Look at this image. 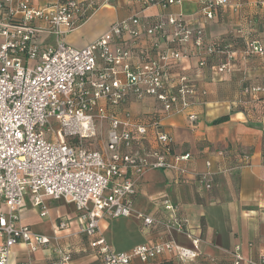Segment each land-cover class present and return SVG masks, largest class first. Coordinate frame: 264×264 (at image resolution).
Returning <instances> with one entry per match:
<instances>
[{
    "label": "built area",
    "instance_id": "1",
    "mask_svg": "<svg viewBox=\"0 0 264 264\" xmlns=\"http://www.w3.org/2000/svg\"><path fill=\"white\" fill-rule=\"evenodd\" d=\"M102 1L110 0H0V207L7 209L0 212V264L9 263L16 244L31 252L49 248L58 257L55 264L71 262L53 244L57 238L20 223L27 197L42 219L49 215L47 199L73 205L79 233L97 251L99 264H149L161 258L192 264L202 256L201 239L167 197L159 202L165 216L140 212L134 203L149 171H169L182 182L193 175L207 191L218 173L232 171L224 162L233 150L209 152L205 170L196 171L190 153L171 150L173 136L162 130L161 120L184 115L196 126L192 109L206 94L198 91L196 79L222 80L237 57L232 44L207 38L205 24L213 21L215 10L237 11L239 4L192 0L198 6L194 21L165 12L184 0H136L143 6L140 12L154 6L161 12L116 21L82 48L66 44L67 34ZM254 1L264 13V0ZM243 45V57H264L259 41ZM243 89L232 107L247 109L264 97V84ZM99 136V149L91 148ZM239 159L247 165L246 157ZM131 217L168 240L114 252L101 237L99 223ZM175 232L191 239V247L175 242ZM231 259L228 264H264V255L245 260L238 247Z\"/></svg>",
    "mask_w": 264,
    "mask_h": 264
},
{
    "label": "crops",
    "instance_id": "2",
    "mask_svg": "<svg viewBox=\"0 0 264 264\" xmlns=\"http://www.w3.org/2000/svg\"><path fill=\"white\" fill-rule=\"evenodd\" d=\"M38 1L33 0L34 3ZM79 1L89 3L95 0ZM230 1L239 4V9L215 10L213 21L205 24V32L211 42L221 40L222 43L233 44L231 40L239 41L232 45L237 55L232 71L214 82L204 75V78L196 79L198 91L206 94L201 97L202 104L192 109L198 116L194 128L184 115L165 118L161 125L162 130L173 136L171 150L176 154L190 153L196 171L203 172L204 159L209 152L218 150L235 152L236 155L224 162L233 169L230 173H218L209 191L200 188L193 175H188V180L182 182L172 172L159 171L155 175L157 171H149L142 179L134 203L140 212L165 216L167 213L159 202L167 197L173 206L180 209L179 213L186 217L189 228L201 239L202 256L192 264H228L235 247L239 248L245 260L264 255V99H260L248 114L237 111L231 104L240 97L245 83L264 81V57L242 56L245 42L255 40L264 45V13L254 0ZM142 9L141 2L136 0L97 2L86 22L67 34L64 42L82 48L95 41L116 21L135 13L152 17L161 12L157 6L140 12ZM197 10L196 3L184 0L182 5L169 6L165 12L181 13L197 21ZM185 65L188 67L190 64L186 62ZM221 116H228L229 120L212 125ZM241 157L247 158V165H243ZM216 160L212 158L213 170L217 168ZM46 205L49 215L42 219L27 197L19 210L20 223L38 235L57 238L53 244L71 257L69 264H99L97 251L79 233L74 206L51 199L46 200ZM60 221L66 224L65 228L58 227ZM99 227L101 237L114 252L157 244L169 238L159 230L144 229L136 217L103 219ZM171 238L183 247L192 245L191 239L181 233H172ZM9 258L8 264H55L58 261L49 248L31 252L22 244L14 245Z\"/></svg>",
    "mask_w": 264,
    "mask_h": 264
},
{
    "label": "trees",
    "instance_id": "3",
    "mask_svg": "<svg viewBox=\"0 0 264 264\" xmlns=\"http://www.w3.org/2000/svg\"><path fill=\"white\" fill-rule=\"evenodd\" d=\"M216 42L219 43V42H221V40H218ZM231 42L233 43L232 45H236V44H238L239 41L236 39L235 41L231 40ZM248 84H251V83H245V85L241 88L242 89L241 92L244 90L243 88H245V86L248 85ZM259 84H264V81H261ZM259 84H256V85H259ZM262 99H264V97ZM246 100H248V99H246ZM256 105H258V102L251 103V106H249V108H247V109H240V108H235V109L237 111H241L243 113L248 114L249 111L251 112L252 110L255 109ZM228 120H229L228 116H221L219 118H216V120L214 122H212V125H216V124H220V123H223V122H227ZM149 264H173V262H172L171 259L163 258L161 260H156V261L150 262Z\"/></svg>",
    "mask_w": 264,
    "mask_h": 264
},
{
    "label": "rangeland",
    "instance_id": "4",
    "mask_svg": "<svg viewBox=\"0 0 264 264\" xmlns=\"http://www.w3.org/2000/svg\"><path fill=\"white\" fill-rule=\"evenodd\" d=\"M102 138L97 137V140H93V143L91 144V148L93 149H99V141L101 140ZM158 174V172L155 173V175ZM151 184H154L153 182H151ZM154 185L150 186V187H153ZM0 212L4 213V214H7V209L4 207V206H1L0 207ZM122 219V218H120Z\"/></svg>",
    "mask_w": 264,
    "mask_h": 264
}]
</instances>
